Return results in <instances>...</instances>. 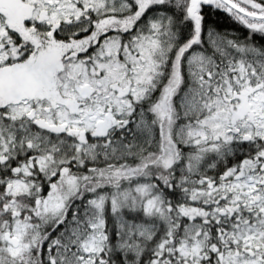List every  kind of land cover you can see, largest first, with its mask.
I'll use <instances>...</instances> for the list:
<instances>
[{"label": "snow or ice", "instance_id": "snow-or-ice-1", "mask_svg": "<svg viewBox=\"0 0 264 264\" xmlns=\"http://www.w3.org/2000/svg\"><path fill=\"white\" fill-rule=\"evenodd\" d=\"M0 264H264V0H0Z\"/></svg>", "mask_w": 264, "mask_h": 264}]
</instances>
